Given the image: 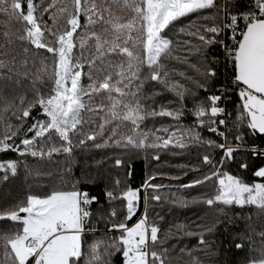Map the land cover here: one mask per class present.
<instances>
[{"label":"snow or ice","instance_id":"obj_1","mask_svg":"<svg viewBox=\"0 0 264 264\" xmlns=\"http://www.w3.org/2000/svg\"><path fill=\"white\" fill-rule=\"evenodd\" d=\"M0 15L20 26L0 33V152L17 154L0 161V182L21 167L46 178L0 204V264H206L197 253L209 264H264V146L253 139L264 138V0H0ZM193 149L183 175L153 172L140 187L112 179L107 207L86 188L93 177L73 171L93 151L111 150L96 164L113 161L127 177L132 154L159 161ZM29 158H55L56 169H32ZM189 172L176 191L199 193L170 202L213 215L165 229L154 205L173 186L162 180ZM234 208L254 209L256 221L250 213L217 240Z\"/></svg>","mask_w":264,"mask_h":264},{"label":"trees","instance_id":"obj_2","mask_svg":"<svg viewBox=\"0 0 264 264\" xmlns=\"http://www.w3.org/2000/svg\"><path fill=\"white\" fill-rule=\"evenodd\" d=\"M37 3H39V0H36ZM47 2H51V0H47ZM59 3L60 0H57ZM185 24L188 23L187 20L184 21ZM20 26L15 22H7L6 25V18L3 15H0V33H2L5 30H8L10 32H16ZM178 70H184L182 66L177 65ZM84 83H87V80H84ZM166 97H171L170 93H165ZM161 99V98H158ZM235 99V97H233ZM232 105L229 104V109H231ZM85 119L87 120L90 116L89 113H85ZM165 125L171 123L170 118H162ZM12 123H15V120L13 119L11 121ZM192 122V117H186L181 121V123L187 125ZM156 127L160 126V121L158 120L155 123ZM87 127V126H86ZM153 123L151 121L148 122V128H152ZM3 131V125L0 124V132ZM202 134L204 136L210 135L206 131H203ZM255 140L256 145H262L264 146V138H253ZM249 145H251L252 140H249ZM107 153V155L111 156L114 153L111 150H103V151H93L91 154H80L76 158V163L74 165L73 171L77 178H83L82 173H89L93 179L91 181H86V188L89 192L96 194L100 196V204L107 207V199L103 196V193L105 191V187H111V180L115 179L117 176L122 181H125L132 187H140L147 175L152 174L153 172L156 173H165L168 175H183L181 171V167L184 164L191 162H195L194 157L196 156V150L193 149L191 152H183L181 154L173 155L169 152H162L160 153V160L155 161L151 159V153L148 154L147 161L145 160V155L143 153L139 155H133V159L131 160L130 164V176H125V170L121 168L118 172L115 169L113 165V161L107 160L104 163L97 165L96 160H100L102 156ZM17 154L13 153L12 151L7 152H0V161L4 160H11L16 159ZM241 159H247V157H241ZM252 164H259L260 160L256 158H252L250 161ZM28 163L31 165L32 169H36L37 167L40 168H51L53 171L56 169V163L55 158L51 165L44 164L39 165L38 163H35L32 161L31 158H29ZM60 163H63V159L60 158ZM233 170L235 171V165H233ZM242 172L244 170H241ZM248 176H250V173H247ZM193 177V173L189 172L188 175L183 176V179L181 181H170L168 179H163L162 182L166 185L171 184L172 191L165 192L167 193L168 199L161 201L159 204L154 205L155 211L158 212L161 216L164 217V221L162 222L165 229L167 228L168 224L171 222H184V223H191L193 221L199 222V219L201 218H208L210 219L213 215V211L208 209L205 205L202 204H195L190 205L188 207H177L173 205L170 201L172 198V195L175 196H185L186 198H191L192 195H197L200 191V189L195 190H181L176 191V187L180 183H187L189 180ZM46 178L38 177L33 175H29L26 170L21 167L18 171V174L16 177L10 178V181L6 184L4 182H0V204L6 203V202H12L17 199H21L24 197L26 193L29 191H36L38 190L37 181L42 180ZM158 182H160L158 180ZM123 187V184L121 185ZM205 191H211V185H208L205 189ZM141 191H143L141 189ZM141 204V208H142ZM97 207L96 204L93 205V208ZM253 214V221H256V216L254 213V209L252 208H245L243 210L239 208H234L228 211L227 215L232 219V223H229L228 220H224L223 223L219 225V232L217 233V240H224V230L225 228H228L230 231H240L244 228L245 221L242 219L243 217L247 216L248 214ZM264 220V217L261 218ZM100 229L104 228L103 223H101L98 226ZM168 243L170 245L177 244V239L175 237L170 238ZM182 243L184 244H192L194 245L196 243V238H183ZM178 251V249H177ZM176 253H173L175 255ZM201 257L202 260H205L206 264H209V261L214 260L215 258L212 257H205L203 253H197ZM242 254L236 252L233 250L229 253L230 257H233L235 259H239ZM188 257L184 256L181 264H186L188 261ZM114 264H119V258L117 257L114 261Z\"/></svg>","mask_w":264,"mask_h":264}]
</instances>
